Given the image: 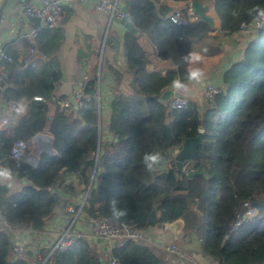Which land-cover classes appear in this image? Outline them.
Returning a JSON list of instances; mask_svg holds the SVG:
<instances>
[{"label": "trees", "instance_id": "obj_1", "mask_svg": "<svg viewBox=\"0 0 264 264\" xmlns=\"http://www.w3.org/2000/svg\"><path fill=\"white\" fill-rule=\"evenodd\" d=\"M182 1L186 17L191 0ZM204 1L213 4L220 27L199 18L174 23L170 15L175 9L163 0H127L130 19L138 28L137 33L126 31L123 40V70L131 78L132 91L112 94L108 136L99 126L94 98L72 113L59 105L55 90L62 74L53 56L36 45L44 57L35 56L24 65L25 55L3 47L12 60L0 61L10 78L0 83V99L29 106L11 129H0L2 166L12 170L20 185L12 189L0 183L5 218V222L0 219V264H38L36 259L47 256L48 249L16 253L13 230H43L58 208L66 211L77 197L76 188L81 185L87 190L96 157L98 179L82 206L85 217L107 216L140 229L182 218L183 236L195 242L196 253L219 264H264V25L241 30L264 10V0ZM232 34L245 38V45L236 58L227 60L220 92L202 104L190 98L186 108L168 110L167 101L159 97L172 79L183 78V56L207 48L203 65L222 66L223 42ZM141 35L154 56L170 60L174 67L164 73L150 69V52L141 44ZM86 91L92 95L98 91L96 69ZM200 130L196 160L187 163L185 170L178 168L174 150ZM44 131L52 136L54 153L42 151L35 166L26 156L20 161L10 157L16 140H29ZM150 151L163 156L153 172L141 163L143 154ZM201 169L207 176L188 177V171ZM113 201L125 210L124 216L113 215ZM249 208L258 209L261 216L243 218ZM89 239L83 232L45 264H110L111 260L115 264H177L175 257L166 259L165 250L151 242L121 240L98 250L92 245L96 241Z\"/></svg>", "mask_w": 264, "mask_h": 264}, {"label": "crops", "instance_id": "obj_2", "mask_svg": "<svg viewBox=\"0 0 264 264\" xmlns=\"http://www.w3.org/2000/svg\"><path fill=\"white\" fill-rule=\"evenodd\" d=\"M1 1V0H0ZM30 0H6L2 9V19L0 24V51L5 46L9 51H19L22 55H26L30 46L33 44L28 37L33 24L36 23L34 18H28L24 15L23 6ZM174 9H182L184 1L163 0ZM120 6L129 7L127 0H119ZM208 3V2H204ZM64 11L58 24L53 28H47L40 32L35 44L44 50L49 56H53L58 62L61 70V79L57 83L55 94L57 97L71 95V91L81 76L87 73L89 77L94 69H96L97 77L100 80L99 95L101 97V107L99 108V125L103 127V135L108 136L106 131L109 101L115 91L123 94L131 93L129 75L123 70L125 66L124 59V34L121 36L122 43L120 49L112 48L104 44L108 23L106 16L101 13L95 1L80 0H63ZM190 4V1H189ZM182 6V7H181ZM217 17V18H216ZM214 17L215 24L218 16ZM216 26V25H215ZM246 34V33H245ZM244 34V35H245ZM243 35V34H242ZM141 44L147 52H150L151 63L149 65L152 70H160L164 73L166 70L173 68L174 65L170 60H161L153 55V50L144 35L140 37ZM56 45V48L53 47ZM44 57V54H37L36 57ZM210 64H204L203 69ZM109 76L112 80L108 82ZM206 79L210 80L207 75ZM219 87V85H218ZM190 96L192 100L200 102L204 99L202 94V85L190 84L187 92L183 93ZM200 99V100H199ZM204 101V100H203ZM6 102L0 99V108ZM28 103L19 106L16 119L24 115L28 109ZM102 123V124H101ZM1 129V128H0ZM101 131V130H100ZM48 132L40 133V137L49 138ZM27 161V160H26ZM35 166V165H33ZM14 179L10 182H4L8 188L19 187V180L13 174ZM66 211L58 208L53 215L49 217L43 230L40 231H19L16 233V239L20 235L27 237V249L38 251L39 249H48L54 242L59 231L68 221ZM78 227L81 231H86L90 235L91 225L88 218L83 214L80 215ZM161 228V227H160ZM162 230V229H161ZM154 237L153 244L163 248V243L169 240L175 241V235L170 229L161 231ZM91 240V238H90ZM100 245V249H104L105 245L99 240L96 241ZM106 253V251H104ZM198 260L203 264H219L216 261L200 254Z\"/></svg>", "mask_w": 264, "mask_h": 264}, {"label": "built area", "instance_id": "obj_3", "mask_svg": "<svg viewBox=\"0 0 264 264\" xmlns=\"http://www.w3.org/2000/svg\"><path fill=\"white\" fill-rule=\"evenodd\" d=\"M83 2L90 0H80ZM95 1L97 9L103 13L107 18V23L115 16L122 18L126 14H129L127 11H123L120 6L119 0H91ZM24 15L28 18H34L36 23L32 25L30 31L28 32V37L32 40V46L28 50V53L25 55L24 65H27L37 54L38 49L36 47L35 41L40 32L47 28H53L58 24V21L61 19L64 4L63 0H30L26 2L23 6ZM199 18L193 11L191 5L189 4L187 9L186 17L183 15V11L176 9L170 15L172 22L177 24H184L186 20H195ZM264 25V16L257 15L253 22L250 25H243L242 31L246 30L249 27L259 28ZM22 54V52H21ZM23 56V55H22ZM5 60L10 62L12 60L11 56L7 55L3 50L0 51V61ZM90 77L87 73H84L79 82L74 85L71 95L61 97L59 100V105L63 108L66 113H72L75 108L80 106L84 101L94 98L98 104V108L101 107V97L99 95V88L96 94L92 95L86 91L87 84ZM10 80L9 73L3 64H0V83L8 82ZM99 87V86H98ZM220 92V88L211 82V80L206 79L202 84V94L206 100H212L216 94ZM41 99V97H36ZM189 99L181 94L174 93L173 96L167 101L168 110L182 109L186 108L189 105ZM19 107L13 102H8L2 105L0 108V128L1 129H11L14 126L16 116L18 114ZM35 137V136H34ZM31 138L29 140H16L11 148L10 157L16 161H20L26 154V152L31 149L34 145H39L37 143L38 138ZM49 141V138H48ZM26 158L27 162L31 165L33 161L38 162V157L35 154L30 153ZM2 160L0 158V166H2ZM84 202L81 203L79 209L68 218L67 223L57 234L54 242L48 248L49 252L45 258H39L41 264H45L47 259L56 251L65 250L78 236L82 235L83 232L78 227V221L80 219L79 215L82 211V206ZM70 211L73 213L75 211L74 206L67 207V212ZM250 209L243 215V218L247 217ZM91 225L90 235L91 240L100 241L106 247L110 248L117 241L121 240H133V241H146L153 242L154 237L160 230L163 231L170 229V223H164L161 228L159 226L150 227L147 229L136 228L133 225H130L125 222L117 221L107 216H89L87 217ZM0 219L5 222L2 210L0 208ZM240 221H237L232 230H235ZM161 230V231H162ZM19 231H32L30 229L13 230V238L16 239V233ZM27 237L25 235H20L17 238V241L14 240V250L16 253H23L27 250ZM163 248L169 257H175L177 264H203L192 254L187 253L186 251L180 249L174 240H169L163 243ZM110 264H115L114 260L110 261Z\"/></svg>", "mask_w": 264, "mask_h": 264}, {"label": "water", "instance_id": "obj_4", "mask_svg": "<svg viewBox=\"0 0 264 264\" xmlns=\"http://www.w3.org/2000/svg\"><path fill=\"white\" fill-rule=\"evenodd\" d=\"M5 1L6 0L0 1V24H1V19H2V9H3V5ZM190 5L194 13L199 17V19L205 21L212 27L215 26L214 16L209 13V8H210L209 3H204L200 0H191ZM122 10L126 12L127 7L123 6ZM126 31H131L135 33L138 32V28L134 25V23L130 19L129 14H126L122 18H118L114 16L108 24L106 36L104 37V44L112 48L120 49V46L122 43L121 36ZM111 80H112V77L109 76L108 82ZM128 81L130 83L131 81L130 76L128 77ZM99 84H100V80L98 78V86ZM173 94L174 92L171 90V88H168L163 91V93L159 97V100L168 101L173 96ZM99 131H100V128H99ZM202 134L203 132L202 130H200L196 136L185 137L181 145L174 150V160L178 168L184 170V166L187 163H189L190 161L196 160L197 153H198V147L202 143ZM39 136H40V133H38L34 138H38ZM48 137H49L50 145L45 151H48L49 153H54L55 149L52 146V136L48 135ZM96 163H97V157H96ZM96 163L93 169L92 177L90 179L89 185L86 190L85 200H86V197L88 195L90 188L95 187L97 183L98 173H96ZM201 174H204L205 176H207V173L204 169L191 170L187 172L188 177H192L195 175H201ZM58 191L61 192L60 190ZM61 193L64 194L63 192ZM184 225H185L184 220L182 218H179L171 222L169 225V228L172 231V233L178 235L180 231L183 229Z\"/></svg>", "mask_w": 264, "mask_h": 264}, {"label": "rangeland", "instance_id": "obj_5", "mask_svg": "<svg viewBox=\"0 0 264 264\" xmlns=\"http://www.w3.org/2000/svg\"><path fill=\"white\" fill-rule=\"evenodd\" d=\"M203 2H205V1L203 0ZM208 3L210 4L209 13L212 14L214 17H216L217 15H216L215 10L213 8V4L210 2H208ZM179 10H182V9L179 8ZM216 23H218V24H215L217 27H220L222 25V22H219L218 20L216 21ZM245 40H246L245 38H243V37L241 38L237 34H232L230 36V38H228L227 41L224 40L223 47H224L225 53L223 56V62H222L223 65L222 66L216 65L213 67L208 65V66L204 67V71L212 83H214L217 86L219 85L220 77L222 76V73L224 72V69H225L224 66L227 65V60H231L232 58H236L241 53V51H242L241 49H243L244 45H245ZM224 63H226V64H224ZM181 94H183V93H181ZM183 95H185L189 99V101L191 100L190 96H188L187 94H183ZM203 100L202 101L200 100L201 104L207 101L205 98ZM42 137L38 138L37 143L39 145H34L31 149H29L26 152V154H25L26 158H28L27 156L30 153L35 154L37 157H39V154L42 151H45L49 147L50 141H48V138H42ZM33 163L35 164L37 162L33 161ZM184 170H185V168H184ZM76 193H77L76 194L77 197L75 199H73L74 202L69 203V205H68V207L74 206L75 211L73 213H71L70 211L67 212V208H66V213L68 214L67 215L68 217H72V215L74 213H76V211L79 209L82 202L85 203L86 191L83 190V186L79 185L76 188ZM258 212H259L258 209H250V212L248 213L247 217H245V218H251V217L253 218L254 216L260 217L261 214L260 213L258 214ZM81 214L82 213L80 212V215ZM80 215H79V217H81ZM183 235L184 234L181 230L178 235H175V241L174 242L178 245V247L180 249H182V250L186 251L187 253L192 254L193 256L198 258V254L196 253L195 242H193V241L191 242V240H189L190 236L184 237L185 235L184 236ZM89 241L91 242L92 240L89 239ZM92 245L95 246L98 250H100V245H97L93 241H92ZM163 254H164V257L166 259H169V256L166 252H164ZM36 261L38 262V264H41V261L39 259H36ZM175 263H176V261H175Z\"/></svg>", "mask_w": 264, "mask_h": 264}, {"label": "clouds", "instance_id": "obj_6", "mask_svg": "<svg viewBox=\"0 0 264 264\" xmlns=\"http://www.w3.org/2000/svg\"><path fill=\"white\" fill-rule=\"evenodd\" d=\"M258 15L264 16V10H259ZM208 49L200 48L199 50H190L183 56L185 64V72L183 78L176 77L171 80L170 88L174 93H185L189 89L190 84L202 85L206 80V73L202 67L207 57ZM163 156L159 151L145 152L142 156L141 163L148 172L157 170L161 164ZM14 179L13 172L10 168L0 166V183L10 182ZM112 213L119 218L126 214L125 210L116 207V202H112Z\"/></svg>", "mask_w": 264, "mask_h": 264}]
</instances>
